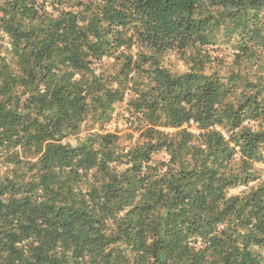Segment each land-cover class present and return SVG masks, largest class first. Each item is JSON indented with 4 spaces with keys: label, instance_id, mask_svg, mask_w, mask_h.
<instances>
[{
    "label": "trees",
    "instance_id": "trees-1",
    "mask_svg": "<svg viewBox=\"0 0 264 264\" xmlns=\"http://www.w3.org/2000/svg\"><path fill=\"white\" fill-rule=\"evenodd\" d=\"M0 264H264V0H0Z\"/></svg>",
    "mask_w": 264,
    "mask_h": 264
},
{
    "label": "rangeland",
    "instance_id": "rangeland-1",
    "mask_svg": "<svg viewBox=\"0 0 264 264\" xmlns=\"http://www.w3.org/2000/svg\"><path fill=\"white\" fill-rule=\"evenodd\" d=\"M221 52L223 55H226L229 53V49L226 48L225 46H222V48L220 47ZM166 66H168L172 71H182L185 69V64L184 62L181 60V58L179 57L178 54L176 53H172L168 56V58L165 61ZM110 130H113L114 127L110 126L109 127Z\"/></svg>",
    "mask_w": 264,
    "mask_h": 264
}]
</instances>
